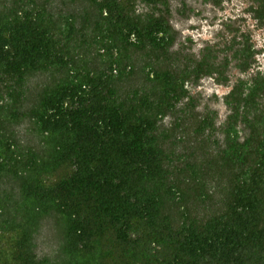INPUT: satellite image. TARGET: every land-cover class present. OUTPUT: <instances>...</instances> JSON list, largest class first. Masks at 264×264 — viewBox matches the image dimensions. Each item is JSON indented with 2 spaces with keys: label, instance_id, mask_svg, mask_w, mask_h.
<instances>
[{
  "label": "trees",
  "instance_id": "obj_1",
  "mask_svg": "<svg viewBox=\"0 0 264 264\" xmlns=\"http://www.w3.org/2000/svg\"><path fill=\"white\" fill-rule=\"evenodd\" d=\"M13 1L0 12V188H15L0 196V264H264V74L225 96L221 128L215 114L197 117L188 89L204 77L227 84L231 64L248 73L259 55L251 33L230 27L224 49L185 56L178 71L149 67L143 88L121 93L129 49L150 46L157 66L174 59L170 0H82L94 10L83 27L102 70L80 58L87 35L76 19L61 25L45 4ZM249 2L264 29V0ZM140 4L157 13L142 16ZM43 75L60 77L22 113L30 80ZM184 100L191 108L181 113ZM168 115L176 119L170 132L160 126ZM27 119L36 147L12 131ZM187 146L213 156L205 169L191 162L194 152L178 154ZM186 173L187 187L178 178ZM190 188L204 204L197 215L187 208ZM49 218L60 234L53 259L35 251Z\"/></svg>",
  "mask_w": 264,
  "mask_h": 264
},
{
  "label": "rangeland",
  "instance_id": "obj_2",
  "mask_svg": "<svg viewBox=\"0 0 264 264\" xmlns=\"http://www.w3.org/2000/svg\"><path fill=\"white\" fill-rule=\"evenodd\" d=\"M23 1L25 4L30 2V0ZM13 3V0H0V12L7 8L14 7ZM36 3L38 5L45 4L53 14L55 21L61 23V25H63L62 21L64 18L69 17L76 19L75 22L77 28H83L82 32L87 35L86 40H82L83 38L80 39L84 46L79 54L80 58H86L85 60H87V62L89 61L90 66L96 70L106 69L107 65L105 61L99 57L96 46H91L92 41L89 40L91 33L85 31L83 27L87 26L85 21L87 17L91 18L90 22L93 21L94 17V10L88 8V3L82 0H36ZM249 6V0H224L220 7L215 6L211 1L206 2L205 0H171L170 2V24L176 37L175 46L170 54L175 56L176 61H178L179 58L183 59V56H189L198 60L204 50L209 46H217L219 49H224V44L227 41H230L233 37V35L229 33L230 27L239 28L245 32L247 31L251 33L254 45L259 51L256 63L248 73H241L235 68L234 64L230 65V68L226 73V76L230 79L227 84L219 83L216 77H204L200 79L197 84L188 85L190 96L194 102L192 108H195L197 117H202L208 113L215 114V124L217 128H221L225 123L227 116L230 114L229 108L225 105L224 98L231 92L237 82L239 80L250 79L258 72L264 74V29L260 28L252 19V15L248 12ZM150 11L151 10L145 5L140 4L138 6L139 14L150 13ZM86 43L89 44L91 47L90 49L87 48L88 44ZM224 55L225 54H220L221 58H223ZM145 60L146 59L142 54H136L131 57L130 62L135 68L136 74H139L140 69L146 64ZM151 64L156 68L161 67L162 70L167 68L170 70L176 69V67L174 68L170 63L161 66H157L153 62H151ZM130 76L131 75H129L128 79L124 80V83L119 85L121 93L129 91V88L138 89L143 88V86L146 85L142 78L136 76L133 78L131 76L130 78ZM59 77L60 75L54 77L51 75L33 77L29 82L27 93L24 94V103L22 104L20 111L22 113L29 111L32 105V101L29 97L37 94L45 86L52 83L54 80H57ZM129 80L130 82H128ZM188 104L189 100H184L179 104L177 108L178 111L183 113L186 111V108H191L187 107ZM184 120V127H190L193 125L191 119L189 120L185 118ZM175 124V117L168 115L160 124L161 130H168V132H170L176 127ZM12 131L14 132L15 137L23 145L29 147H36L38 145L39 139L36 137L28 119L22 122L21 125L12 128ZM177 137L183 138V135H180L178 131ZM216 138L222 140V134L218 132ZM192 146L196 147L195 144ZM197 149L198 148H193V150H191L190 146H187V148L179 147L177 152L178 154H183V156L190 154L191 157L193 156L192 152H194L195 157L191 162H197L196 164H198L199 167L201 166L202 169H205L208 161H210L213 156H204V154H201L200 151L198 152ZM186 176H189V173L178 178L184 180L183 184L187 187L190 182H185V178H187ZM214 185L215 184L212 181L208 183L209 187H213ZM13 186V184L8 183L5 186H2L0 188V196H4V191H13L15 189H13ZM193 187L194 186H192V188ZM193 193L195 194V191L192 189L187 208L191 214L197 215L198 213H202L201 209H203L204 204L196 200V196H194ZM56 223L55 218H49L43 221L39 232L35 236V251L40 258L49 257L53 259L58 254L60 234Z\"/></svg>",
  "mask_w": 264,
  "mask_h": 264
},
{
  "label": "flooded vegetation",
  "instance_id": "obj_3",
  "mask_svg": "<svg viewBox=\"0 0 264 264\" xmlns=\"http://www.w3.org/2000/svg\"><path fill=\"white\" fill-rule=\"evenodd\" d=\"M170 2H171V0L169 1V4H170ZM142 5H144V4H142ZM146 6V5H145ZM147 8L149 9V10H151L150 11V13H145V14H141L142 16H147L148 14L150 15V14H152V13H157V11L156 10H154V8L153 7H148L147 6ZM171 13V12H170ZM157 15H159V13L157 14ZM170 17H171V14H170ZM169 22H170V18H169ZM170 26H171V24H170ZM172 27V26H171ZM174 32V31H173ZM175 42H176V37H175ZM174 46H175V43H174V45L171 47V49L169 50L170 52H169V54L171 53V51H172V49L174 48ZM136 54H142V55H144V57H145V61H146V64L143 66V68L142 69H140V73L139 74H136L135 73V68L132 66V64H130L131 62V57L132 56H135ZM156 52H155V50L154 49H152L150 46H148L147 48H146V50L145 51H139V50H136L135 48H131V49H129V51H128V54H127V56H128V63L127 64H129L130 66L128 67V69H127V71H129V73H130V75L132 76V78L133 77H140V78H142V79H144V77L146 76V73L150 70V68H156V67H154L152 64H151V62H153V63H155L156 64V62H157V60H156ZM171 55V54H170ZM100 57V56H99ZM174 57V60H171V61H166L165 63H159V65L158 66H161V65H163V64H165V65H167V63H170V64H172V66L175 68L176 67V69L175 70H182V69H184V66L186 65V60L183 58V59H180L179 58V60L178 61H176V58H175V56H173ZM183 57H185V56H183ZM130 62V63H129ZM176 64V65H175ZM175 65V66H174ZM171 66V67H172ZM150 67V68H149ZM158 70H162L161 69V67H159L158 68ZM164 70H170L169 68H167V69H164ZM170 71H172V70H170ZM131 76H130V78H131ZM137 78V79H138Z\"/></svg>",
  "mask_w": 264,
  "mask_h": 264
}]
</instances>
